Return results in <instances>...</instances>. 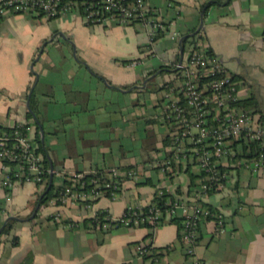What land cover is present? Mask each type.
<instances>
[{"label":"crops","instance_id":"crops-1","mask_svg":"<svg viewBox=\"0 0 264 264\" xmlns=\"http://www.w3.org/2000/svg\"><path fill=\"white\" fill-rule=\"evenodd\" d=\"M147 1L171 33L190 37L186 55L181 39L173 42L170 34L149 49L139 24L89 26L79 12L52 19L0 16V126L34 121L33 137L43 132L46 157L56 172L51 184L49 179L18 188L11 202L0 195V229L8 218H17L0 235V264H194L181 222L106 231L85 220L103 210L120 216L129 206L147 207L162 188L192 196L199 182L192 163L179 162L168 174L161 168L172 154L170 128L159 119L161 88L174 76L167 63L185 59L201 40L233 75L263 82L264 0H222L210 8L216 0ZM202 20L203 28L191 36ZM29 94L37 123L27 118ZM223 164L230 174L226 189L201 202L223 213L224 229L217 234L215 222H204L196 256L201 264H264V170ZM113 169L138 172L122 183L115 200L104 196L88 211L47 202L35 214L40 196L49 186H64L68 175ZM7 173L0 160V181ZM57 211L79 226L52 222ZM148 246L141 256L138 248Z\"/></svg>","mask_w":264,"mask_h":264},{"label":"built area","instance_id":"built-area-1","mask_svg":"<svg viewBox=\"0 0 264 264\" xmlns=\"http://www.w3.org/2000/svg\"><path fill=\"white\" fill-rule=\"evenodd\" d=\"M77 12L89 26L139 24L150 42L160 34H170L173 42L181 39L179 33H171L159 11L147 0H0V16L38 14L52 19ZM167 66L173 69L174 76L161 88L159 119L170 128L172 154L162 162L161 168L168 174L179 162L192 163L199 182L192 196H178L162 188L159 195H163L164 190L171 195L163 205L153 202L147 207L129 206L120 216L103 210L96 212L92 219L99 229L106 231L157 227L168 220H181L186 253L194 264H201L196 256L201 225L213 221L216 233H222L224 215L204 207L199 200L209 191L219 193L226 189L230 174L224 160L256 173L264 170V119L260 114H250L241 108L239 83L225 64L207 51L201 40L191 46L185 59L171 61ZM33 126L34 121L16 125L11 130L0 126V160L8 170L0 181V195L6 202H11L13 193L23 185H44L46 174L56 173L44 165V156L33 137ZM104 172L110 173V179L102 180L97 171L68 175L67 183L48 205L54 208L80 205L88 211L104 196L115 200L122 183L138 177L133 169ZM87 176H90L89 186ZM49 219L67 229L79 226L71 219L64 220L58 211ZM138 250L141 256L149 251L146 247Z\"/></svg>","mask_w":264,"mask_h":264},{"label":"trees","instance_id":"trees-1","mask_svg":"<svg viewBox=\"0 0 264 264\" xmlns=\"http://www.w3.org/2000/svg\"><path fill=\"white\" fill-rule=\"evenodd\" d=\"M221 2H222V0L211 1V2H209L207 4V7L210 8L213 4H215V3H221ZM1 20H2V18L0 17V21ZM162 36L163 35L160 34L152 42H150V44L148 45V48L151 49L152 45L154 43H156ZM190 40L191 39L189 37L188 39L185 40V42H183L184 53L186 51L185 50L186 49V46H187L188 42H190ZM207 51L211 55L215 56L213 54V51L211 50V48L209 46H207ZM176 60H180V56H177V59ZM234 80H236L239 83V88L240 89L242 87L246 88V87H249L250 86V82L245 77H240V76L234 75ZM239 105L241 106V108H243L245 111H248L250 114H260L262 116V118L264 119V112H263V110H262V108L260 106V101H259V99L254 94H252L251 96H249L247 98L241 99L239 101ZM30 106H31V108H30V110L27 113V118H28V120L34 119L35 120V123H37L39 121V116H38V110H37L36 105L34 103L33 97L31 98V105ZM4 129L11 130V128H4ZM35 139H36V143L39 146V148H38L39 149V152L42 153L43 156H44V165H45V167L46 168H50V163H49V161H48V159L46 157V153H45V150H44V143L42 142V140H41L40 137H36ZM97 172H99L97 176H99V178H101L102 180L103 179H110V177H109V174L110 173H105L104 171H97ZM190 175H191L192 180H195L196 179V177L192 173H190ZM46 178H47V181H48L50 179V174H46ZM89 178H90V176H87V178H86L88 180L87 181L88 186H89ZM112 179H114V178H112ZM61 187H63V186H61ZM61 187H58L55 190L54 186H52L48 191H45L40 196V198L37 201V204H40V208L39 209H41V207L44 206L55 195V193L60 190ZM159 191H160V189L157 191V194H156V197H155V201L154 202H157L158 205H163L164 203H166L171 198V195H169L168 193H166L165 190H164V194L163 195H159ZM118 193H119V191H118ZM215 193H216L215 191H209L207 193V196L213 195ZM108 194H109V192H108ZM201 201H202V199L199 200V202H201ZM203 206L206 207V208H209L213 212H217V209H215L211 205L203 204ZM173 221H176L178 223L181 222V220H173ZM85 223L91 224V226H93L95 229H99L95 225L94 219L85 220ZM9 226H10V223L7 224V226L3 230L2 234L8 232ZM16 244H18V242H17V239L15 238L14 239V245H16ZM146 248H149L150 249V246H148Z\"/></svg>","mask_w":264,"mask_h":264},{"label":"rangeland","instance_id":"rangeland-1","mask_svg":"<svg viewBox=\"0 0 264 264\" xmlns=\"http://www.w3.org/2000/svg\"><path fill=\"white\" fill-rule=\"evenodd\" d=\"M186 54L187 53H185V55ZM260 72L263 82L262 81L260 82L259 80L256 79H248L247 77V80L250 82V86L246 88L242 87L240 89L239 97L241 99H244L254 94L259 99L260 106L264 112V69ZM164 77L166 78L167 75H164Z\"/></svg>","mask_w":264,"mask_h":264},{"label":"water","instance_id":"water-1","mask_svg":"<svg viewBox=\"0 0 264 264\" xmlns=\"http://www.w3.org/2000/svg\"><path fill=\"white\" fill-rule=\"evenodd\" d=\"M202 19H203V15H202ZM203 25H204V24H203V20H202L199 29H198L194 34H192L191 36H195V35H196V34H197V33L203 28ZM186 39H188V36H183V37L181 38L180 43L182 44ZM180 46H181V53H183V47H182V45H180ZM32 68H33V65H32ZM30 97H31V94H29V100H28V102H27V107L29 108V110H30V108H31V106H30ZM38 124H39V123H38ZM40 138H41L42 142L44 143V134H43V132H41V134H40ZM52 181H53V175L50 176V184L52 183ZM50 187H51V186H49V188L47 189V191L50 189ZM39 208H40V204H38V206H37V210H36L35 214L37 213V211H38ZM14 220H17V218H16V217H10V218L7 219L5 225L0 229V235H1V233H2V231H3V229H4V227L6 226V224H7L9 221H14Z\"/></svg>","mask_w":264,"mask_h":264}]
</instances>
